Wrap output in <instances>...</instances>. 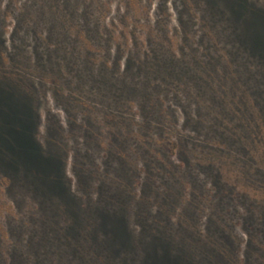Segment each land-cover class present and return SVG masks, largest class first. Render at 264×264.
I'll list each match as a JSON object with an SVG mask.
<instances>
[{"label": "rangeland", "instance_id": "374dc122", "mask_svg": "<svg viewBox=\"0 0 264 264\" xmlns=\"http://www.w3.org/2000/svg\"><path fill=\"white\" fill-rule=\"evenodd\" d=\"M0 264H264V0H0Z\"/></svg>", "mask_w": 264, "mask_h": 264}]
</instances>
